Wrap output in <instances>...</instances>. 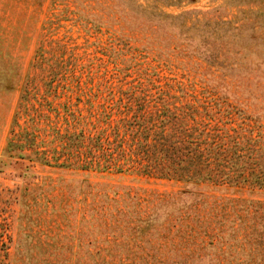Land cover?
Returning a JSON list of instances; mask_svg holds the SVG:
<instances>
[{
  "label": "rangeland",
  "instance_id": "obj_1",
  "mask_svg": "<svg viewBox=\"0 0 264 264\" xmlns=\"http://www.w3.org/2000/svg\"><path fill=\"white\" fill-rule=\"evenodd\" d=\"M222 2H170L159 10L198 11L188 22L208 12L238 19L232 8L214 11ZM75 10L72 0H0V264H161L182 253L188 264H264V61L244 62L247 76L235 72L239 84L217 91L202 81L205 64L174 48L163 33L147 31L149 38L118 25L96 31ZM39 46L48 61L31 67ZM51 70L54 89L41 79ZM145 76L159 78V86L182 81L198 98L218 96L221 102L207 101L205 113L217 126L209 136L220 142L222 163L229 156L226 146L237 140L232 181L203 184L199 200L183 214L161 223L148 217L158 202L177 195L181 184L173 180L39 163L23 179L20 169L6 164L3 150L27 81L24 96L42 144L41 138L64 128L63 106L84 107L88 98L87 106L111 105L119 98L125 102L131 92L148 95ZM219 92L228 94L227 101ZM89 111L96 110L80 111L86 116L79 127L87 131L97 127ZM24 116L18 123L28 126ZM52 144L58 150L55 140ZM83 177L87 187L69 181Z\"/></svg>",
  "mask_w": 264,
  "mask_h": 264
},
{
  "label": "trees",
  "instance_id": "obj_2",
  "mask_svg": "<svg viewBox=\"0 0 264 264\" xmlns=\"http://www.w3.org/2000/svg\"><path fill=\"white\" fill-rule=\"evenodd\" d=\"M72 1L77 19L93 30L118 25L120 29L141 31L145 35H148L147 31L151 35L163 33L172 41L174 48L205 64L202 81L216 85L217 91H223L227 85L234 87L239 84L235 72L247 76L244 62L250 65L264 61V0H223L214 11L232 8L238 13V19L236 16L233 19L226 15L213 16L208 12L207 16L195 18L192 22H188V17L196 16L199 13L196 10L170 14L159 10V6H168L170 2L177 6L190 5L196 0H145L144 5L137 3L138 0ZM40 52L39 46L31 67L40 68L43 62L48 61ZM62 63L61 60L58 69L65 80ZM48 75L45 79L41 77L43 84L54 89L56 74L51 70ZM145 77L151 86L146 91L148 95L131 92L125 102L119 98L111 105L87 106L88 98L84 107L76 105L70 110L63 106L64 128L51 133L45 141L41 138L42 144L37 141L38 132L32 123L34 114L27 108L29 102L24 96L27 81L22 87L11 122L10 137L3 150V155L9 160L6 164L20 169L23 179L28 178L30 166L39 163L62 169L127 172L173 180L181 184L177 195L158 202L148 217L161 223L170 216L183 214L192 206L193 200H199L203 184L232 181L229 169L237 140L226 146V155L229 156L223 163L229 167H225L217 158L223 150L219 149L218 138L209 136L218 132L217 126L212 124V116L205 113L207 101L221 102L218 96L198 98L189 94L190 85L182 81H166L159 86V78ZM220 95L227 101L228 94ZM148 102L151 104L146 107ZM201 108L204 111H200ZM82 109L96 110L87 114L88 118L92 116L91 120L94 118L92 122L97 125L94 130L79 127L86 116L80 113ZM21 113L25 115L23 119L29 123L28 126L18 123ZM54 140L58 143V150L53 147ZM244 157L242 154L237 159ZM69 181L85 187L88 184L85 177ZM169 206H175L174 212L165 211ZM186 259L187 255L182 253L178 259L167 261L168 264H188ZM167 261L160 263L166 264Z\"/></svg>",
  "mask_w": 264,
  "mask_h": 264
}]
</instances>
